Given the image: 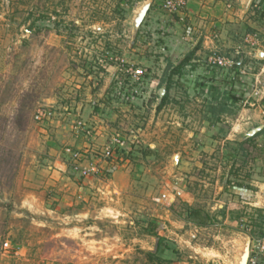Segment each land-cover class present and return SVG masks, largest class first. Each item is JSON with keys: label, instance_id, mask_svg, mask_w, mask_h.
Masks as SVG:
<instances>
[{"label": "rangeland", "instance_id": "rangeland-1", "mask_svg": "<svg viewBox=\"0 0 264 264\" xmlns=\"http://www.w3.org/2000/svg\"><path fill=\"white\" fill-rule=\"evenodd\" d=\"M256 4L235 29L228 24L235 50L209 56L240 59L249 78L242 102L215 115L209 90L219 82L200 75L212 63L173 75L156 32L138 23L143 0H0V264L241 263L246 236L254 248L264 221L221 189L238 176L264 190V3ZM215 68L222 85L229 68ZM38 108L50 118L37 120ZM115 138L125 146L108 159ZM67 147L83 153L78 163ZM112 162L133 174L129 193L109 194ZM109 201L116 210H103ZM225 203L228 215L207 227L187 219L185 204L218 216ZM150 224L168 245L161 262L149 255L158 245Z\"/></svg>", "mask_w": 264, "mask_h": 264}, {"label": "crops", "instance_id": "crops-1", "mask_svg": "<svg viewBox=\"0 0 264 264\" xmlns=\"http://www.w3.org/2000/svg\"><path fill=\"white\" fill-rule=\"evenodd\" d=\"M253 2L254 0H191L188 6L177 14H168L163 9L162 2L160 0H143L142 6L144 7L145 5L150 4L149 11L146 16L147 18H145V26H148V30H153L156 32L159 38L157 43L159 45V49L161 50L160 53H165L166 60L169 61L173 67L179 65L189 53L196 49L195 57L191 62L192 67H190V70H186L187 72H191V70H197L202 66H208V60L211 54L229 51V53H231V51L235 50V47H231L232 49L227 50V44L232 42V37L234 38L233 40H235V33L233 31L236 26L240 25L246 13L253 5ZM228 24L234 27V29L230 34L229 31L227 32V37L225 36V31L229 28ZM226 37L227 40H225ZM212 66L205 68L206 72L203 71L200 73V75L202 74L204 78H212V80L215 79L220 85L222 81L220 79L224 80V78L221 76L222 70H217L215 66ZM229 69L227 71L224 69V71L227 73L226 81L230 80V78H233L234 76ZM239 72L240 77L239 80L236 81V83L239 82V86H235V90L239 89L238 91L240 93L242 90H244V92L246 91L244 85L247 86L246 83H248L247 79L249 78L248 76L242 75V70ZM240 81L243 82L242 85ZM204 85H207L205 80ZM224 90H226L225 86L222 88V91ZM229 108L234 109L231 104L229 105ZM87 110V108L84 109V111ZM114 122H116V120H114ZM207 125L210 127V124ZM223 127L224 124L219 125V128L215 129V133L222 131ZM212 137H214V134ZM77 148H79V146ZM111 164L112 165L107 164L106 166L107 171L112 170L111 182L113 185V192L109 190V194L113 195V193H115L114 191H122L124 194L129 193L131 187L134 186L131 183L133 174L127 171L125 164L119 167L115 166L117 164H114V162ZM56 165H58L60 168L66 167L65 163L60 159H57ZM112 166L113 168L115 166V169H111ZM91 181H93L92 178L86 179L83 184L88 185ZM246 184V186L249 185L250 187H255L252 183ZM231 186L232 185H227L221 189L223 195L231 197L229 203L232 201L239 202L240 204H243L249 209L255 211L257 209H264V205L261 204L260 206V203L258 202L259 197L261 199L262 196H264V190L260 195L258 192L255 193L252 190L245 188L239 189L235 186ZM115 188L118 190H115ZM188 195L189 194L186 196L188 197ZM193 200L194 199L192 197L186 201H191L192 203ZM112 206L113 205H111L109 201L103 210H116L115 207ZM229 207L230 206L227 203L221 204L219 206V211L223 209L229 210ZM261 239H264V237ZM253 242L254 241H251V244H253ZM251 244L249 255L250 258L253 254V248H251Z\"/></svg>", "mask_w": 264, "mask_h": 264}, {"label": "trees", "instance_id": "trees-1", "mask_svg": "<svg viewBox=\"0 0 264 264\" xmlns=\"http://www.w3.org/2000/svg\"><path fill=\"white\" fill-rule=\"evenodd\" d=\"M257 2H259L258 5H261L264 3V0H255V2L253 3V8H255V6L257 5L256 4ZM195 54H196V49L193 52L189 53L182 60V62L179 65L174 66L173 75L174 74L184 75L185 74L184 72L186 71V67L191 64L192 60L195 57ZM240 61H241L240 59H237L235 61L234 66H232L229 69L230 72L234 75L233 78H230V80H228V81L225 80L223 82L224 85L223 84L218 85V84L213 83L211 86V89L209 90L210 91L209 95H211L212 99H214L218 103V105L220 106V108L218 110H217V108H212V110H213L212 112L215 113V115H216V112H219L220 114L223 112L224 113H231L230 111H232V109L229 108V105L231 104L233 106H236L239 103H241L243 98H244L245 92L243 90L240 93L238 91L239 89L235 90V86H237V84H238V83H236V81L239 80V77H240L239 71H240V69H242L244 67V62H240ZM170 65L173 66L172 64H170ZM171 76H172V74H171ZM240 82L242 85L243 82L242 81H240ZM226 84H230L232 86L231 89L222 91L223 86H226ZM169 87H170V85H169ZM167 93H168V91H167ZM167 98H168V94H167V96H165V98L162 102V106L166 103ZM218 119L220 120L221 118L218 117ZM251 139H253V138H250V140ZM149 153H152V152H149ZM111 173H112V170L108 171L106 174V177L110 178L112 175ZM237 179H238V176L235 177V180L228 179L227 184L235 186L239 189L245 188L248 190H253L252 187H250L249 185L246 186L243 182H237ZM247 179L249 180L250 176H247ZM185 205L187 206V210H186L187 219L191 223L196 225L197 227H207L210 224H212V222L217 221L219 216L224 218L227 215V209L220 210L219 215L215 216L211 212H208L203 208L193 207V206H190L188 204H185ZM256 212H258V215L260 216L261 220L264 221V217L261 216V214L262 215L264 214V210L258 209V210H256ZM149 226H150V233L158 238L157 251L155 253H149V255L158 257V260L161 262L162 260H161V257L158 255V253L162 251V248L168 249V245L165 244V239L159 235V229L155 228V226H152L151 224Z\"/></svg>", "mask_w": 264, "mask_h": 264}, {"label": "built area", "instance_id": "built-area-1", "mask_svg": "<svg viewBox=\"0 0 264 264\" xmlns=\"http://www.w3.org/2000/svg\"><path fill=\"white\" fill-rule=\"evenodd\" d=\"M162 2V7L163 9L168 13V14H177L183 11L188 4L190 3L191 0H160ZM213 66H218L220 68H231L233 66V63L230 62L228 59L222 58V57H214L210 60ZM140 77L142 74H137ZM50 112H47V110L43 108H38L36 109L35 112V118L37 120H44L46 118H50ZM122 138H115L113 139V142L117 144L113 148H108L106 151V158L108 159H113L116 156V149L119 148H124L125 143L123 140H120ZM65 154L73 161L78 163V160L81 158V155L83 153H80L79 151H74L71 148L67 147L64 149ZM83 175H86V172H83ZM11 248V245L6 242L4 244V251L9 252L8 249ZM15 254H18V251L15 252ZM264 239H258L253 248V254L251 258L249 259L248 264H264Z\"/></svg>", "mask_w": 264, "mask_h": 264}, {"label": "water", "instance_id": "water-1", "mask_svg": "<svg viewBox=\"0 0 264 264\" xmlns=\"http://www.w3.org/2000/svg\"><path fill=\"white\" fill-rule=\"evenodd\" d=\"M149 7H150V4H147L140 11V14H139V16L137 18L139 24H141L145 20V18L147 16V13L149 11ZM251 240L252 239L249 236H246V247H245L244 254H243L242 258H241V263L240 264H248V262H249Z\"/></svg>", "mask_w": 264, "mask_h": 264}]
</instances>
